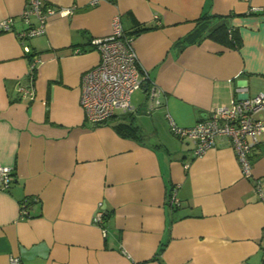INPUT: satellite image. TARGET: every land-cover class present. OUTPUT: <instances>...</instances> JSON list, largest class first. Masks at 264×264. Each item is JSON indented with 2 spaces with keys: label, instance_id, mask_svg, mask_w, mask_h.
Segmentation results:
<instances>
[{
  "label": "crops",
  "instance_id": "1",
  "mask_svg": "<svg viewBox=\"0 0 264 264\" xmlns=\"http://www.w3.org/2000/svg\"><path fill=\"white\" fill-rule=\"evenodd\" d=\"M41 1L71 12L48 16L29 58L16 37L26 0H0V20L13 18L0 30V166L14 176L0 190V264H262L264 132L244 177L226 139L193 158L170 120L190 127L238 86L264 91V0ZM114 18L123 35L151 27L130 38L142 85L129 110L92 124L81 77ZM221 25L237 45L208 36ZM99 202L105 234L92 221Z\"/></svg>",
  "mask_w": 264,
  "mask_h": 264
},
{
  "label": "built area",
  "instance_id": "2",
  "mask_svg": "<svg viewBox=\"0 0 264 264\" xmlns=\"http://www.w3.org/2000/svg\"><path fill=\"white\" fill-rule=\"evenodd\" d=\"M55 12L70 13L71 9L43 5L41 0H26L20 16L27 27L16 33L24 54L30 52L27 40L42 34L48 16ZM31 18L35 19V24L31 23ZM12 24L13 18L6 17L0 20V30L9 31ZM112 25L113 30L110 35L92 39V44L99 52V61L81 77L80 105L87 121L92 124L106 121L118 110H129L131 94L142 85L136 54L130 39L124 37L117 18L113 19ZM40 59L39 56L33 57L29 69L33 70ZM32 87L24 86L21 90L33 98ZM235 91L237 97L231 98L227 103L214 106L210 109L209 115L190 127H179L170 120V131L176 137L188 140L192 144L193 158L215 147L219 140L226 139L236 154L242 175L250 177L252 150L258 142V135L264 132V117H255L259 110L264 109V91L254 96L245 94V86H238ZM154 94L153 88L150 95ZM188 165L185 163L184 167L187 168ZM11 170L9 166H0V190H8L13 181ZM256 189L261 201L264 202V194L258 183ZM170 199L171 203H178L175 189L172 190ZM101 205L102 203L99 202L92 221L105 234L106 212ZM19 212L22 217L27 215L24 200L20 203ZM10 260L16 261L14 258ZM262 264H264V254H262Z\"/></svg>",
  "mask_w": 264,
  "mask_h": 264
},
{
  "label": "trees",
  "instance_id": "3",
  "mask_svg": "<svg viewBox=\"0 0 264 264\" xmlns=\"http://www.w3.org/2000/svg\"><path fill=\"white\" fill-rule=\"evenodd\" d=\"M150 28L151 27H147L145 25H140L134 31L128 32V34H124V37L130 39L131 36L137 35L140 32L148 30ZM208 36H210L212 38H215V39H218V40L225 39V40L229 41L230 43H232L234 45H237V41L235 39V35L233 33L232 27L227 28L225 25H221L219 27H216V28L212 29L208 33ZM221 36H223V38ZM31 55L32 54L29 52V54H28L29 58L31 57ZM119 128L122 129V132H124V133H126L128 135L139 136L137 128L135 126H133V125H126L124 127H119ZM125 131H129V132H125ZM24 201L26 202V200H24ZM106 217H107V214H106L105 218Z\"/></svg>",
  "mask_w": 264,
  "mask_h": 264
},
{
  "label": "water",
  "instance_id": "4",
  "mask_svg": "<svg viewBox=\"0 0 264 264\" xmlns=\"http://www.w3.org/2000/svg\"><path fill=\"white\" fill-rule=\"evenodd\" d=\"M143 86H146V83H144Z\"/></svg>",
  "mask_w": 264,
  "mask_h": 264
}]
</instances>
